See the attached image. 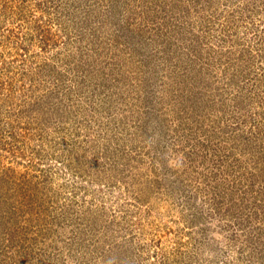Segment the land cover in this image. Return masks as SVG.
<instances>
[{"label": "rangeland", "instance_id": "1", "mask_svg": "<svg viewBox=\"0 0 264 264\" xmlns=\"http://www.w3.org/2000/svg\"><path fill=\"white\" fill-rule=\"evenodd\" d=\"M0 264H264V0H0Z\"/></svg>", "mask_w": 264, "mask_h": 264}]
</instances>
